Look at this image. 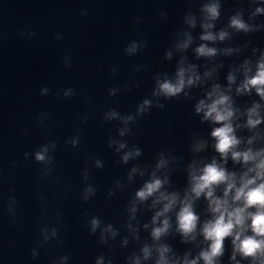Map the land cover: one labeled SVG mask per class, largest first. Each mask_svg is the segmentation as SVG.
Segmentation results:
<instances>
[{"label": "clouds", "instance_id": "clouds-1", "mask_svg": "<svg viewBox=\"0 0 264 264\" xmlns=\"http://www.w3.org/2000/svg\"><path fill=\"white\" fill-rule=\"evenodd\" d=\"M188 2L191 5L193 0ZM224 2L200 0L196 11L189 7L173 34L171 45L164 50L163 60H175L174 70L153 73L150 95L138 102L134 111L122 113L116 107H109L103 113L104 123L116 124L115 135L107 137V147L118 157L117 163L128 166L123 177L112 181L107 196L111 198L140 183L124 205V220L119 227L84 210L89 235L108 249V254L96 255L93 264H115L117 248L129 249L130 245L124 264H225L226 252L227 264H264V47L255 46L251 40L236 42L241 36L264 32V20L259 19L264 17V0H247V8L237 6L228 10H224ZM236 3L240 5V0ZM226 13L227 22L217 27ZM81 15L86 17L87 9L81 10ZM159 15L167 19L166 12ZM20 36L31 40L37 33L22 30ZM54 39L59 41L63 36L56 33ZM148 46L144 38L132 39L123 52L134 57ZM249 50L250 54L240 60ZM232 57L236 60L227 64L222 83L225 60ZM63 63L66 69H71V54L63 57ZM144 69V64H137L132 70L140 73ZM110 71L115 77L119 65ZM133 86L140 85L125 84L124 88ZM196 90L198 94H194ZM120 91L111 87L107 94L115 97ZM51 94L52 89L47 86L39 91L42 97ZM76 95L72 87L55 93L56 99ZM243 97L252 99L241 103ZM181 98L195 101L192 115L199 118V124L207 125L208 135L193 130L187 147L191 157L186 162L175 150L165 148L156 153L152 162L141 163L143 149L130 144L128 137L153 108L163 110L165 102ZM77 118L81 125L89 120L87 113L78 114ZM49 120L47 111H41L36 118V127L45 135H50ZM23 134L28 135V130ZM84 139L83 128L78 125L64 144L76 149ZM59 147L56 139H48L34 151L23 153L25 162L41 166L39 182L62 179L55 175V153ZM104 167L105 162L99 156L85 159L80 173L82 202L88 203L97 195L91 170ZM178 169L185 174L183 187L172 182ZM65 191L70 192L71 186H66ZM37 199L47 203L42 194ZM19 203L10 194L4 205L11 223L16 222ZM148 213L150 217L144 220ZM53 220L54 223L40 224L39 239L31 249L33 260L52 242L63 245L64 220L59 210L53 213ZM177 237L181 244L189 246L183 253L170 243ZM69 260V255H59L52 264H69Z\"/></svg>", "mask_w": 264, "mask_h": 264}]
</instances>
